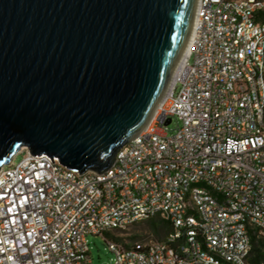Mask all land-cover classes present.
Masks as SVG:
<instances>
[{
	"label": "built area",
	"instance_id": "built-area-1",
	"mask_svg": "<svg viewBox=\"0 0 264 264\" xmlns=\"http://www.w3.org/2000/svg\"><path fill=\"white\" fill-rule=\"evenodd\" d=\"M261 10L264 0H198L190 54L108 173L27 147L2 166L0 264H93L89 234L107 240L113 264H253L252 232L264 238ZM153 218L169 228L162 239L115 236Z\"/></svg>",
	"mask_w": 264,
	"mask_h": 264
},
{
	"label": "water",
	"instance_id": "water-1",
	"mask_svg": "<svg viewBox=\"0 0 264 264\" xmlns=\"http://www.w3.org/2000/svg\"><path fill=\"white\" fill-rule=\"evenodd\" d=\"M197 2L0 0V170L27 147L108 173L168 92Z\"/></svg>",
	"mask_w": 264,
	"mask_h": 264
},
{
	"label": "rangeland",
	"instance_id": "rangeland-1",
	"mask_svg": "<svg viewBox=\"0 0 264 264\" xmlns=\"http://www.w3.org/2000/svg\"><path fill=\"white\" fill-rule=\"evenodd\" d=\"M190 62L192 63L193 60H190ZM176 126V121L170 124V133L173 132ZM21 158L22 155L18 154L13 161L17 163ZM148 221L149 220L133 224L123 231L116 232L115 236H117L122 242H135L149 239L156 240L157 237L151 230ZM87 239L93 264H113L114 253L109 249L108 242L103 236L89 234Z\"/></svg>",
	"mask_w": 264,
	"mask_h": 264
},
{
	"label": "trees",
	"instance_id": "trees-1",
	"mask_svg": "<svg viewBox=\"0 0 264 264\" xmlns=\"http://www.w3.org/2000/svg\"><path fill=\"white\" fill-rule=\"evenodd\" d=\"M257 21H264V10L257 13ZM149 225L157 239H162L168 231L167 224L160 218L150 219ZM250 261L253 264H264V238L258 237L252 232V252L250 255Z\"/></svg>",
	"mask_w": 264,
	"mask_h": 264
},
{
	"label": "bare ground",
	"instance_id": "bare-ground-1",
	"mask_svg": "<svg viewBox=\"0 0 264 264\" xmlns=\"http://www.w3.org/2000/svg\"><path fill=\"white\" fill-rule=\"evenodd\" d=\"M195 29H196V15H194V19H193V23H192V28H191L190 36H189L187 45H186V47H185V49L183 51V54H182V56H181V58L179 60V63L177 65V68H176V71H175L174 76L177 75V73L180 70L182 64L184 63V61L187 59L188 55L191 52L193 40H194V37H195ZM173 79H174V77H173Z\"/></svg>",
	"mask_w": 264,
	"mask_h": 264
}]
</instances>
